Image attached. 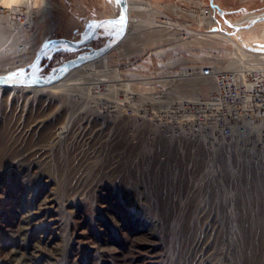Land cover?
Here are the masks:
<instances>
[{
  "label": "rangeland",
  "instance_id": "374dc122",
  "mask_svg": "<svg viewBox=\"0 0 264 264\" xmlns=\"http://www.w3.org/2000/svg\"><path fill=\"white\" fill-rule=\"evenodd\" d=\"M209 1L132 0L130 39L104 65L75 72L81 84L0 91V264H264V182L248 187L254 179L242 175L225 187L229 173L205 170L211 153L172 130V100H188L178 88L197 81L166 79L218 72L238 53L204 35ZM214 1L232 22L264 14V0ZM109 6L20 0L0 9V72L28 65L44 40H79L95 18L115 15ZM86 51L51 53L38 77ZM213 89L214 79L199 98Z\"/></svg>",
  "mask_w": 264,
  "mask_h": 264
},
{
  "label": "built area",
  "instance_id": "2783aa9c",
  "mask_svg": "<svg viewBox=\"0 0 264 264\" xmlns=\"http://www.w3.org/2000/svg\"><path fill=\"white\" fill-rule=\"evenodd\" d=\"M210 14L208 6L205 15ZM242 72H216L215 90L207 98L172 100V130L176 136H185L190 144H201L213 156L217 154V160L221 155L228 163L235 160L229 179L235 183L241 179L237 172L257 176L239 161L251 160L264 167V68ZM218 171L216 168L212 172Z\"/></svg>",
  "mask_w": 264,
  "mask_h": 264
},
{
  "label": "bare ground",
  "instance_id": "6f19581e",
  "mask_svg": "<svg viewBox=\"0 0 264 264\" xmlns=\"http://www.w3.org/2000/svg\"><path fill=\"white\" fill-rule=\"evenodd\" d=\"M19 1L20 0H0V9H9L12 6L16 5ZM112 3L114 5V8L112 9L111 6H109V8L113 12H115V15H113V16L112 15L111 16H100V17H97L95 19L98 20V19H103V18L116 17L119 13V7L114 2V0H112ZM213 3L215 5H217L220 8V10H222V8L219 6V4H216L215 1H213ZM127 4H128L129 21H128L126 34H125L124 38L120 41V43H118L116 46L111 48L106 54H104L103 56H101L95 60H92L90 62L82 64V66L79 68H73L72 70L69 71V73L63 79H61L60 81H58L57 83H55L51 86L42 87V88L31 87V86H19V87H15V88H1L0 87V91H3V90H20L21 89L22 91L33 90V91L38 92V93H44L45 91H51L53 93H57L59 91L70 90L71 88H74L76 85L81 84V80L86 78V77L84 75L83 76H76V75H74L75 72L80 71V70H82L88 66H91L94 63H97V62H101L104 65L105 59L108 56V54L114 50L119 49L121 46L126 44V42L130 39V37L132 35V24H133L132 11H133L135 5L133 4L132 0H127ZM206 9H208V8H206ZM216 11H217L216 9H213L211 7V14H210V16H207L208 20L206 21L205 17H203L204 22L206 24H208V31L204 35L208 36L211 39L216 40V41H219V40L229 41L234 45V47H236V49L238 51L237 55L235 57H233L228 62V64L225 65L224 68H222V70H234V71L240 70V71L247 72V70H250V69H253V70L263 69L264 68V26L257 33L253 32L252 29L256 25L264 24V14H262V15L258 14V16L250 17L247 24H244L241 22L240 23L232 22V20H230L229 18L227 19L224 17L225 18L224 22L226 24L230 23L229 24L230 27L228 26L230 29H227V26L224 24L222 19H216V16H215ZM222 11H223L224 15L227 14V12H225L224 10H222ZM204 13H205V11H204ZM257 18H258V21L254 22V20ZM221 25H224L225 29H223V31H218V29L221 28L220 27ZM244 31L249 32L248 38H246V39L242 38V33ZM3 35L4 34L0 32V40L2 39ZM141 36L142 35H139V36L136 35L134 37L140 38ZM69 40H71V39H69ZM236 41L240 42L241 47L237 45ZM40 46H39V48H40ZM126 51L128 52L129 49ZM85 70H88V69H85ZM89 70H90V72L88 75L92 74V71H91L92 69H89ZM216 71L217 70L192 71V72L191 71H181V72L176 73L174 76H172L171 78H168L166 80L175 79V80H179V81L181 80L185 83H187L190 80H192L193 82L197 81V86H191V88H188V89L178 88V90H177L178 95H180L179 97L187 98L190 101H196V100L201 99V98H199L200 96H203L204 94L207 93V91L210 87V83H212V79H214L213 91L215 90V87H216V80H215ZM245 72H242V73H245ZM1 75L8 76V74H6L4 72H0V76ZM18 88H20V89H18ZM213 91L211 92V94L209 96L212 95ZM181 100H183V99H181ZM216 156H217V154H214V156H213V154H211L210 157L207 158V161L205 163V170L208 173H210V171L212 172V171L216 170V168H217L219 170L217 173V178H221L223 176V171L224 172L226 171L231 176L232 173L230 172V170L232 169L233 166H235L236 161L232 160L230 163H228L227 160H226V162L217 160ZM239 163L242 166H245L244 168H246L248 170L251 169V171L255 172L257 176H251V175H249L248 172L243 173V174L241 172H237V175H239L238 179L242 175H244V176L247 175V176L253 177L254 180H252V182H250V184H247V185H249L248 187L252 186L251 184L255 182V184H256L255 188H257V187L259 188L260 187L259 183L262 181L264 182V167L254 165L253 161H251V160L239 161ZM188 168H189V170L191 169L190 167H188ZM235 181H236V183L235 182H229L230 185L228 183H224L227 185L225 187H231L232 183H235V184L239 183L238 180H235ZM222 185L223 184H221V187H222ZM239 185H240V183H239ZM216 187H217V185L215 186V189H216ZM219 194H220L219 192L215 193V191H214V195L218 196Z\"/></svg>",
  "mask_w": 264,
  "mask_h": 264
},
{
  "label": "water",
  "instance_id": "95a60500",
  "mask_svg": "<svg viewBox=\"0 0 264 264\" xmlns=\"http://www.w3.org/2000/svg\"><path fill=\"white\" fill-rule=\"evenodd\" d=\"M213 1L214 0L209 1L210 6L213 9H216L219 14L224 17L223 11L220 10V8L215 5ZM114 2L119 7V13L116 17L94 20L81 38L76 41L66 38H52L45 40L30 64L19 70L18 75L11 74L8 76H0V87H48L63 79L69 71L76 66L85 64L106 54L124 38L129 21L127 0H114ZM121 16L125 17L123 22L120 21ZM256 21H258V18L254 20V22ZM105 28L108 29V33L106 35L100 32V30ZM100 36L106 37V41L102 46L99 48H92L88 46L92 41ZM87 49L89 51L79 53L76 57L66 60L56 66L46 78L38 77V71L41 68L42 62L44 59L49 58L51 53L62 50L79 52Z\"/></svg>",
  "mask_w": 264,
  "mask_h": 264
},
{
  "label": "snow or ice",
  "instance_id": "6c2138e0",
  "mask_svg": "<svg viewBox=\"0 0 264 264\" xmlns=\"http://www.w3.org/2000/svg\"><path fill=\"white\" fill-rule=\"evenodd\" d=\"M124 19H125V17H124V16H121V17H120V21H121V22H123V21H124ZM18 74H19V73L17 72V73H13L12 75H18Z\"/></svg>",
  "mask_w": 264,
  "mask_h": 264
}]
</instances>
